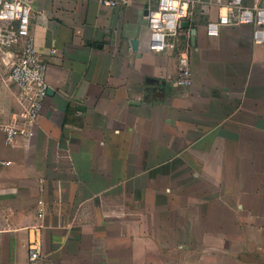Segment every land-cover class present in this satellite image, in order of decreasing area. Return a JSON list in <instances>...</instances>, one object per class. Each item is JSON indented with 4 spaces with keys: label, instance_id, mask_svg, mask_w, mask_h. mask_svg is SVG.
I'll use <instances>...</instances> for the list:
<instances>
[{
    "label": "crops",
    "instance_id": "obj_1",
    "mask_svg": "<svg viewBox=\"0 0 264 264\" xmlns=\"http://www.w3.org/2000/svg\"><path fill=\"white\" fill-rule=\"evenodd\" d=\"M153 4L33 0L48 92L29 142L0 132V264H264L259 49L248 26L208 38L194 14L181 23L191 85L174 88L173 56L145 51ZM13 91L0 90L1 123ZM171 190L200 198L174 204Z\"/></svg>",
    "mask_w": 264,
    "mask_h": 264
},
{
    "label": "built area",
    "instance_id": "obj_2",
    "mask_svg": "<svg viewBox=\"0 0 264 264\" xmlns=\"http://www.w3.org/2000/svg\"><path fill=\"white\" fill-rule=\"evenodd\" d=\"M33 0H0V62L5 66V82L13 87L15 109L7 122H0L3 143L14 147L18 141L29 142L38 128L41 102L48 88L45 82V64L35 50L29 35L28 23ZM105 8H122L128 0H96ZM215 17L210 19V10ZM198 14L205 20L204 33L208 38L218 36L222 27L248 26L250 42L259 49V66L264 70V1L244 6L241 0H154L146 9L144 20L148 31L145 51L162 55L168 51L175 59V77L170 86L189 87L191 73L187 48L189 33L181 23ZM19 49L8 55L16 46ZM43 202L36 203V218L44 215ZM41 259L34 244L27 248V262Z\"/></svg>",
    "mask_w": 264,
    "mask_h": 264
},
{
    "label": "rangeland",
    "instance_id": "obj_3",
    "mask_svg": "<svg viewBox=\"0 0 264 264\" xmlns=\"http://www.w3.org/2000/svg\"><path fill=\"white\" fill-rule=\"evenodd\" d=\"M0 76L2 77V79L4 80L5 79V76H6V72L2 69V72H0ZM0 90H6V91H9L10 90V85L6 82H3L1 81L0 82ZM7 101V102H5ZM5 102V105H8L9 101L8 100H2V102H0L1 104H4ZM172 193H173V199H174V204H177L176 201H178L180 204L184 201H187V203H193V202H198L199 200V191L198 190H171ZM195 195H193V193H195ZM201 193L203 194L204 193V190H200ZM203 197V195H202ZM223 222H224V219H223ZM223 230H226L227 228L223 227L222 228Z\"/></svg>",
    "mask_w": 264,
    "mask_h": 264
},
{
    "label": "water",
    "instance_id": "obj_4",
    "mask_svg": "<svg viewBox=\"0 0 264 264\" xmlns=\"http://www.w3.org/2000/svg\"><path fill=\"white\" fill-rule=\"evenodd\" d=\"M186 25H187L186 23H182V26L186 27ZM193 33H194V31L191 29V30H190V35L193 36ZM47 92H48V91H47Z\"/></svg>",
    "mask_w": 264,
    "mask_h": 264
}]
</instances>
